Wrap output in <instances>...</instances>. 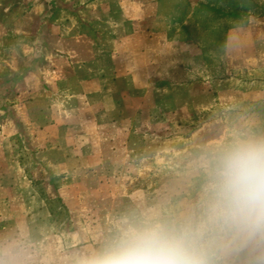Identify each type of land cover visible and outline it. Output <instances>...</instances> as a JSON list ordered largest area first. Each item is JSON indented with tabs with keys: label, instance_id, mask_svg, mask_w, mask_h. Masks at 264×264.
I'll list each match as a JSON object with an SVG mask.
<instances>
[{
	"label": "rangeland",
	"instance_id": "rangeland-1",
	"mask_svg": "<svg viewBox=\"0 0 264 264\" xmlns=\"http://www.w3.org/2000/svg\"><path fill=\"white\" fill-rule=\"evenodd\" d=\"M193 2L152 62L78 1L0 0V247L65 264L135 211L186 212L206 149L264 134V0Z\"/></svg>",
	"mask_w": 264,
	"mask_h": 264
},
{
	"label": "clouds",
	"instance_id": "clouds-1",
	"mask_svg": "<svg viewBox=\"0 0 264 264\" xmlns=\"http://www.w3.org/2000/svg\"><path fill=\"white\" fill-rule=\"evenodd\" d=\"M199 167L192 208L135 211L65 264H264V134L234 129L206 149ZM0 264H28L25 250L0 247Z\"/></svg>",
	"mask_w": 264,
	"mask_h": 264
},
{
	"label": "crops",
	"instance_id": "crops-1",
	"mask_svg": "<svg viewBox=\"0 0 264 264\" xmlns=\"http://www.w3.org/2000/svg\"><path fill=\"white\" fill-rule=\"evenodd\" d=\"M74 1L85 4L93 18L110 23L123 41H136L135 46H130L131 52L143 53L152 62L161 60L162 54L170 53L175 48V35L182 27L187 28L188 22L192 28L196 18L193 0ZM189 50H193L191 46Z\"/></svg>",
	"mask_w": 264,
	"mask_h": 264
}]
</instances>
